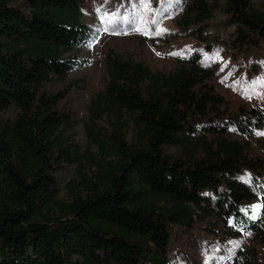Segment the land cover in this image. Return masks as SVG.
Returning <instances> with one entry per match:
<instances>
[{
    "label": "trees",
    "instance_id": "obj_1",
    "mask_svg": "<svg viewBox=\"0 0 264 264\" xmlns=\"http://www.w3.org/2000/svg\"><path fill=\"white\" fill-rule=\"evenodd\" d=\"M221 3L183 5L175 29L194 47L186 56L153 60L140 36L111 46L83 114L44 88L80 63L66 54L90 37L76 0H0V264H169L173 226L195 223L208 242L231 240L235 264L254 262L255 245L264 248V111H228L208 82L217 64L203 53L222 43L210 27ZM221 9L237 51L256 52L264 8ZM78 124L83 151L68 143ZM66 165L86 169L59 200Z\"/></svg>",
    "mask_w": 264,
    "mask_h": 264
},
{
    "label": "rangeland",
    "instance_id": "obj_2",
    "mask_svg": "<svg viewBox=\"0 0 264 264\" xmlns=\"http://www.w3.org/2000/svg\"><path fill=\"white\" fill-rule=\"evenodd\" d=\"M187 1L76 0L82 13L79 20L88 25L90 37L66 54L78 58L80 63L74 64L64 79H53L45 84V90L63 95L64 110L83 111L87 103L92 104L96 99L105 52L111 46L124 49L125 43L128 45L132 38L138 36L154 54H150L153 60L155 54L160 61H164L162 57L165 54L186 56L194 47L186 37L177 34L175 21ZM224 1L221 0L210 24L216 35L222 37V43L219 48L212 46L203 53L206 58L212 56L217 64L216 73L208 82L228 111L239 106H257L264 111V43L258 44L257 53L248 50L243 55L237 51L232 44L234 26L221 23L225 18L221 9ZM254 2L264 8V0ZM149 50L148 53H151ZM165 64L169 68L174 62H162L160 65ZM104 119L107 129L112 130L114 118L105 115ZM67 134L69 144L76 145L81 151L86 148L82 124ZM168 153L177 156L179 151L169 149ZM82 169L85 171L86 168L66 165L56 173L57 199L67 200L70 197V183ZM209 237L208 231L198 223L190 228L173 226L167 255L169 264H235L231 240L208 242L206 239ZM255 246L257 254L252 264H264V248Z\"/></svg>",
    "mask_w": 264,
    "mask_h": 264
},
{
    "label": "snow or ice",
    "instance_id": "obj_3",
    "mask_svg": "<svg viewBox=\"0 0 264 264\" xmlns=\"http://www.w3.org/2000/svg\"><path fill=\"white\" fill-rule=\"evenodd\" d=\"M102 20H103V17H102ZM133 30H139V29H133Z\"/></svg>",
    "mask_w": 264,
    "mask_h": 264
}]
</instances>
